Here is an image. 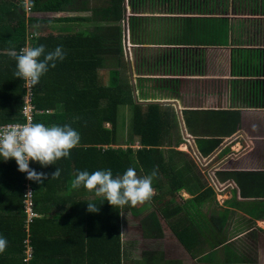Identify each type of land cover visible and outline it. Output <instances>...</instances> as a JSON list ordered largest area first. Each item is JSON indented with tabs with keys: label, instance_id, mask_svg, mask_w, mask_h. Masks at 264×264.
I'll return each mask as SVG.
<instances>
[{
	"label": "crops",
	"instance_id": "1",
	"mask_svg": "<svg viewBox=\"0 0 264 264\" xmlns=\"http://www.w3.org/2000/svg\"><path fill=\"white\" fill-rule=\"evenodd\" d=\"M56 1L60 9L30 14L39 21L52 19L51 25L89 27L76 19L89 15L75 11L80 0ZM73 4L78 7L71 9ZM122 6V56L116 59L127 70L130 97L141 94L132 101L156 103L166 111L167 132L180 126L177 146L183 150L176 152L186 166L174 172L181 170L189 180L173 196L192 197L206 188L204 169L214 183L209 187L213 201L177 217L179 208L168 205L167 231L160 238H142L157 243L165 264H264V0H123ZM148 25L151 30L142 28ZM76 33L80 31L56 37ZM36 34L37 29L34 36L27 34L23 46L34 47ZM143 84L147 87L141 93ZM166 146L162 140L160 153ZM128 147L141 145L135 141ZM239 174H247L237 176L246 178V195L232 176ZM176 223L197 227L183 237L185 247L172 233ZM37 232L39 241L45 238V232Z\"/></svg>",
	"mask_w": 264,
	"mask_h": 264
},
{
	"label": "trees",
	"instance_id": "2",
	"mask_svg": "<svg viewBox=\"0 0 264 264\" xmlns=\"http://www.w3.org/2000/svg\"><path fill=\"white\" fill-rule=\"evenodd\" d=\"M122 2L104 0L103 5L94 7L88 6L87 0H80L75 11L89 15L76 19L91 30L67 37L35 39V46L45 45V54L60 45L64 46L65 53V59L56 60L55 68L51 67L50 62L49 70L38 84L32 86L35 108L52 111L50 114L34 116L35 123L46 126L69 125L79 132L81 141L71 150L69 158H61L55 165L42 167L37 162H29L30 169L47 174L41 183L28 180L27 173L18 170L14 159L4 161L0 157V236L8 241L5 252L0 254V264L166 263H162L159 251L143 252L140 262L127 260L125 256L129 255L128 248L121 244L118 234V215L124 207L113 208L103 198L83 187L71 189V181L78 171L91 174L97 170L111 169L115 177L122 175L129 167L142 176L150 175L156 169L157 176L152 181V187L158 194L150 202L154 210L164 216L166 207L171 204V200H165V197L174 198L173 194L189 180L182 178L181 170L174 172L177 168L173 165L172 154L177 152L167 153L164 160L158 150L162 137L169 134L168 113L156 103L142 104L130 100L124 66L120 68L116 59L120 53L118 24L123 14ZM59 5L56 0H29V12L55 11L60 9ZM76 19L67 18L68 21ZM39 22L31 14L24 16L22 4L0 0V125L23 120L19 109L24 89L21 78L14 75L16 61L13 53L19 54L18 50L28 34L27 29ZM108 58L112 62H106ZM101 69L107 71L106 86H101L98 81V70ZM100 102L103 105H99ZM123 104L130 105V133L141 145L138 149L111 147L116 145V107ZM103 123H108L109 128H104ZM56 168L61 170L60 177L51 179ZM240 175L247 174L232 176L238 182L242 195H246L247 181L246 178L241 180L237 177ZM253 180L262 185V181L256 177ZM27 184L33 190L32 200L41 216L29 227L32 247L30 260L24 253V238L27 234L24 232L22 204ZM213 194L209 187L201 189L189 204L195 209L203 201H213ZM87 203L95 204L99 211L88 212ZM139 223L142 235L161 237V228L153 211L142 217ZM196 228L176 223L172 233L183 244V237ZM37 230L45 232V238L41 241L36 237Z\"/></svg>",
	"mask_w": 264,
	"mask_h": 264
},
{
	"label": "clouds",
	"instance_id": "3",
	"mask_svg": "<svg viewBox=\"0 0 264 264\" xmlns=\"http://www.w3.org/2000/svg\"><path fill=\"white\" fill-rule=\"evenodd\" d=\"M15 1L19 3L17 0ZM13 56L16 61L14 75L16 78H21L28 86H35L39 83L40 78L49 70L50 62L51 67L55 68L56 60L63 61L65 59L62 45L47 54H45V45L43 44L24 47L19 54L14 52ZM80 141L79 132L69 125L46 126L40 122L7 124L0 127V157L4 161L14 159L18 170L27 173L28 180L41 183L43 179L47 178V174L37 173L30 169L29 162H37L42 167L55 165L61 158H69L71 150L76 148ZM60 174L61 170L56 168L51 179H58ZM156 176V169L150 175L140 177L131 167L122 175L115 177L111 169L97 170L91 174L88 171H78L71 181V189L76 190L83 187L89 192H94L97 197L103 198L113 208H123L126 205L135 207L138 204L151 201L154 196L152 181ZM87 211L97 213L99 208L93 203H87ZM34 212L36 216L30 222L27 221L26 216V223H24V232L27 234L24 243L28 241V246L24 248L27 260H30L32 256L29 227L39 217L35 211V204ZM7 246V239L0 236V254L5 252Z\"/></svg>",
	"mask_w": 264,
	"mask_h": 264
},
{
	"label": "rangeland",
	"instance_id": "4",
	"mask_svg": "<svg viewBox=\"0 0 264 264\" xmlns=\"http://www.w3.org/2000/svg\"><path fill=\"white\" fill-rule=\"evenodd\" d=\"M126 2L128 4V3H130V0H126ZM103 3H104V0L103 1L91 0L90 4L88 6L96 7V6L103 5ZM74 7H77V4L76 5L73 4V7H71V9H74ZM24 16L25 17L26 16H30V12H26V10H25ZM31 16H33V15H31ZM51 20L52 19H48V18L40 19V25L36 26V29H37L36 38H38V37H47V36L56 37V36L68 34L69 32L76 31V29H78L80 32L91 30V28H89V27H86V28L80 27L81 24H75L76 27H74L75 25H73V24H67L66 26L61 27V23L60 22L56 23L55 25H51V24L55 23V22H52ZM142 28L143 29L149 28V30H151L150 29V25L144 26ZM36 29L32 28V26H31V27H29L27 29V32H28V34H32L33 35V32H36ZM50 30H53L54 32L55 31L56 32L52 33ZM27 37H28V35H27ZM156 41H157V39H156ZM156 41H150V42L154 43ZM120 43H122L121 42V38H120ZM122 46L124 47V44ZM119 56L120 57L122 56V52H120ZM143 70H144V67H142L140 72L143 71ZM137 71H139V70H135V73H138ZM123 72L125 74V77L128 79V74H126L127 70L124 69ZM133 75H135V74H133ZM98 81L101 84V86L102 85L103 86L107 85L108 81H107V71L106 70H104V69H101V71L98 70ZM145 87H147L146 84H143L142 86H140V89H141L140 92L141 93L144 92L143 89ZM149 91H150V89L148 90V93H149ZM154 94H155V92H154ZM155 95L157 96L158 94H155ZM136 96H140L141 97V94H138V95L135 94L134 97L131 96L130 99L131 100L136 99L137 101H139ZM162 104H165V103H162ZM99 105H103V104L100 102ZM170 108L174 111V109L172 107H168L166 109L168 110ZM130 109H131L130 105L128 106V105H125V104L118 105L116 107V111H115L116 112L115 113V116H116V130H115L116 131L115 132L116 145L114 146V148L115 147H119L121 149H124L125 147H127L128 145H130L131 143H133L135 141L137 143L136 138H134L132 136V134L130 133V126H131L130 125L131 124ZM104 126H107L106 128H108L107 124H105ZM179 129H180V126H178V124L177 125L175 124V126H173L172 130L168 131L169 134H167L164 137H162L163 138V143L165 145L167 143V145H168V146H166V148L164 147L161 150V154H162V156H164L163 157L164 160H166L167 153H171L172 154V152H176L178 150H183V149H178L180 147L177 146V143H178L177 139L179 140V138L181 137V134H180L181 130H179ZM178 132H179L180 135L178 134ZM129 141L131 142L130 144L128 143ZM172 156H173V163L176 164V167L182 169L183 168V164H180L181 162H179L180 159L182 158V156H180L179 154H175V153L172 154ZM207 169H209V167ZM206 171L207 170L204 169L203 176H205L206 179L203 182H205L206 185L209 184V185H207V187L211 188V187L214 186V183L209 182V180H208V178L206 176ZM137 175L140 176V177H143L140 174H137ZM164 192H165V189H164ZM157 194H158V191L154 189V196H157ZM23 195H24V193H23ZM192 197H184V198H182L177 193L174 198L166 196L165 200H172L173 203H171V205L174 204V208L175 207L179 208L180 212L178 214H176V217H177V216H181L183 214V212H185L186 210L192 208L191 205L189 204V201L192 199ZM22 204L24 205L23 206V210H24V214H25L24 223H26V216L28 214V212L26 210L27 205L24 204L23 202H22ZM123 209H124V211H121L120 215H119V222L120 223H119V227H118V234H119L120 240L122 241L121 244L125 245L124 242H127L126 246L128 247L127 252L129 253V255L125 256V258L126 259H130V260L134 259L137 262H140L143 252L152 251V250L156 251L158 249V247L156 245L157 243H153V242H150V241H145L142 238V231H141V227H140L139 221L141 220L142 217L147 215L149 212L153 211L155 213V217H156L160 227L162 228V230H161V236H162V231L163 232L167 231V227L164 225L167 216H166V214L164 216L163 215H159L154 210L155 208L152 209L150 201L146 202L144 204H138L135 207L126 205ZM209 213H210V211L207 210L204 213V215L207 216V214H209ZM187 214H191V212H188ZM25 246L26 247L28 246V241H25ZM157 251H159V249Z\"/></svg>",
	"mask_w": 264,
	"mask_h": 264
},
{
	"label": "built area",
	"instance_id": "5",
	"mask_svg": "<svg viewBox=\"0 0 264 264\" xmlns=\"http://www.w3.org/2000/svg\"><path fill=\"white\" fill-rule=\"evenodd\" d=\"M20 4H22L24 11L26 12L30 11V6H29V0H17ZM26 46H21L18 50V53L22 48ZM22 86L24 89V94L22 97V106L20 109V114L22 116V121L18 122L21 124L27 123V122H33L35 123V117L37 115H42V114H49L51 111L47 110H39L35 108V106L32 103V98H33V93H32V86H28L22 79ZM7 124H15V123H7ZM7 124H2L0 127H3ZM33 191L31 187L27 184L26 188L24 189V195H23V203L27 205L26 210L28 212L27 214V221L30 222L33 217L36 216V213L34 212V204H33ZM24 206V205H23Z\"/></svg>",
	"mask_w": 264,
	"mask_h": 264
},
{
	"label": "water",
	"instance_id": "6",
	"mask_svg": "<svg viewBox=\"0 0 264 264\" xmlns=\"http://www.w3.org/2000/svg\"><path fill=\"white\" fill-rule=\"evenodd\" d=\"M8 1L16 4V1L15 0H8Z\"/></svg>",
	"mask_w": 264,
	"mask_h": 264
}]
</instances>
